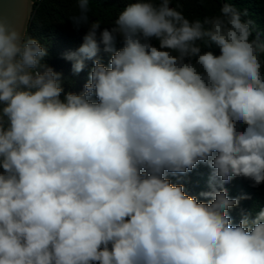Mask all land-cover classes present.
I'll list each match as a JSON object with an SVG mask.
<instances>
[{
    "label": "clouds",
    "instance_id": "clouds-1",
    "mask_svg": "<svg viewBox=\"0 0 264 264\" xmlns=\"http://www.w3.org/2000/svg\"><path fill=\"white\" fill-rule=\"evenodd\" d=\"M31 2L0 13V264H264V208L234 224L251 197L224 187L264 184V41L247 11L129 0L101 30L74 0L87 32L64 59L91 62L77 93L28 35ZM201 164L203 200L168 178Z\"/></svg>",
    "mask_w": 264,
    "mask_h": 264
},
{
    "label": "trees",
    "instance_id": "trees-1",
    "mask_svg": "<svg viewBox=\"0 0 264 264\" xmlns=\"http://www.w3.org/2000/svg\"><path fill=\"white\" fill-rule=\"evenodd\" d=\"M128 2L129 0H92L89 13L90 20H100L101 30L104 28L111 29L112 21L127 6ZM225 2L231 3L241 12L246 10L248 15L242 16V19H251L255 28L253 36L258 33L261 41H264V0H208L206 3H200V0H181L183 12L189 19H202L204 16L216 15ZM173 6H175V2ZM75 8L74 0H43L40 4L34 5L28 23V35L39 40L47 48L49 54L45 58V62L54 70L63 73L66 78L63 84L65 92L79 93L88 80L91 62H88V67L84 71L73 74L71 62L64 59L65 53L75 51L82 44L83 36L87 32L86 26L79 30L73 27L70 16ZM116 47H122L119 38ZM211 50L215 54H219V49L213 47ZM99 55L102 62L107 65L111 54L103 52V47H101ZM210 174L211 169L201 164L186 176L170 175L168 178L174 185L183 184L188 195L197 196L203 200V197H199V193L210 190ZM224 187L227 188L231 197L242 194L251 197V199L242 200L238 207L230 210L234 224L241 219L242 210L255 213L264 208V184L254 188L250 181L240 177L233 179Z\"/></svg>",
    "mask_w": 264,
    "mask_h": 264
},
{
    "label": "water",
    "instance_id": "water-1",
    "mask_svg": "<svg viewBox=\"0 0 264 264\" xmlns=\"http://www.w3.org/2000/svg\"><path fill=\"white\" fill-rule=\"evenodd\" d=\"M23 9V0H0V13L10 15L11 13H19ZM33 6L31 2L29 11V20L32 14ZM28 20V23H29Z\"/></svg>",
    "mask_w": 264,
    "mask_h": 264
},
{
    "label": "built area",
    "instance_id": "built-area-1",
    "mask_svg": "<svg viewBox=\"0 0 264 264\" xmlns=\"http://www.w3.org/2000/svg\"><path fill=\"white\" fill-rule=\"evenodd\" d=\"M43 0H32V6L38 5L42 2Z\"/></svg>",
    "mask_w": 264,
    "mask_h": 264
}]
</instances>
